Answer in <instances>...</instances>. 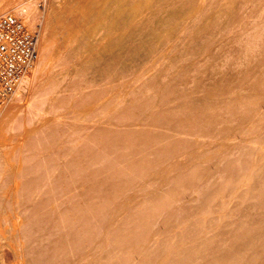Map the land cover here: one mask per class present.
<instances>
[{"label": "rangeland", "instance_id": "1", "mask_svg": "<svg viewBox=\"0 0 264 264\" xmlns=\"http://www.w3.org/2000/svg\"><path fill=\"white\" fill-rule=\"evenodd\" d=\"M29 2L0 264H264V0Z\"/></svg>", "mask_w": 264, "mask_h": 264}, {"label": "built area", "instance_id": "2", "mask_svg": "<svg viewBox=\"0 0 264 264\" xmlns=\"http://www.w3.org/2000/svg\"><path fill=\"white\" fill-rule=\"evenodd\" d=\"M37 39L13 13L0 14V91L13 94L36 59Z\"/></svg>", "mask_w": 264, "mask_h": 264}, {"label": "bare ground", "instance_id": "3", "mask_svg": "<svg viewBox=\"0 0 264 264\" xmlns=\"http://www.w3.org/2000/svg\"><path fill=\"white\" fill-rule=\"evenodd\" d=\"M37 1V0H36ZM26 3L25 4H27V6L25 7V14L23 15V21L25 22V27H27L31 22H34V21H31V18H32V13H31V11H30V9H29V6H30V2H29V0H26L25 1ZM40 2V1H39ZM38 3V2H37ZM41 5H43L44 6V3H43V1H41ZM15 9V8H14ZM41 10H43V9H41ZM11 11V10H10ZM42 11H41V13L37 16V18H38V26L41 24V21H40V19L42 18ZM21 18H22V15H21ZM33 24V23H32ZM30 28H31V26H30ZM27 29H28V27H27ZM33 32V31H32ZM44 39V38H43ZM42 39V41H44ZM37 40H38V38H37ZM41 41V42H42ZM37 43V42H36ZM46 45L43 43V44H40L39 45V51H38V56L37 57H39L38 58V60H37V62H38V66L40 65V63L41 62H43V60L46 58ZM36 60V59H35ZM35 60L31 63V65H30V67L31 66H33V69H32V75H31V77H30V79L29 80H26L25 81V86H24V92L28 89V87H30L29 85H30V83H31V81H33V76L35 75V73H36V71H38V67H37V65H34V62H35ZM37 69V70H36ZM12 97V96H11ZM19 100H22V93H20V94H18L17 96H16V98H15V100H14V102H17V101H19ZM14 105V103H12V105H10V107L11 106H13ZM2 106V108L1 109H3L4 107L3 106H5V104H2L1 105ZM215 160V159H214ZM216 162V161H215ZM249 178H250V176H247L246 177V173H244L241 177H240V179H239V181H238V183H237V187L235 186L234 187V190L236 191L237 189H239V187H242V186H244V185H248V181H249ZM230 182V181H229ZM196 188V187H195ZM244 191V190H243ZM243 191L241 190L240 192H242V194H243ZM242 194H240V195H242ZM198 198V197H197ZM227 207H230V203H228V204H223V205H221V207H220V213H224V211L226 210V208ZM251 237V236H250ZM187 241V240H186ZM149 245V244H148ZM151 246V245H150Z\"/></svg>", "mask_w": 264, "mask_h": 264}]
</instances>
